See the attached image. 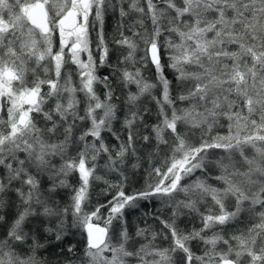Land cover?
I'll return each instance as SVG.
<instances>
[{
    "label": "snow or ice",
    "instance_id": "snow-or-ice-1",
    "mask_svg": "<svg viewBox=\"0 0 264 264\" xmlns=\"http://www.w3.org/2000/svg\"><path fill=\"white\" fill-rule=\"evenodd\" d=\"M73 230L64 264H264V0H0V264H51Z\"/></svg>",
    "mask_w": 264,
    "mask_h": 264
},
{
    "label": "rangeland",
    "instance_id": "rangeland-1",
    "mask_svg": "<svg viewBox=\"0 0 264 264\" xmlns=\"http://www.w3.org/2000/svg\"><path fill=\"white\" fill-rule=\"evenodd\" d=\"M53 42H54V50L56 48H58L59 46V36H58V33L56 35L53 36ZM92 49H93V56L94 57H98V53L96 52L95 50V46L92 45ZM85 58H86V54H82ZM115 63H113L114 65ZM100 70L101 68H98V75H107V74H99L100 73ZM110 71V69L108 68V72ZM47 89L45 88V91ZM102 91V89H101ZM148 107L152 110L153 114H155L154 110H156L155 108V104L154 103H151L148 105ZM146 120H148L149 122H152L153 121V118L152 117H148L146 116L145 117ZM117 127H120L119 125H117ZM116 143V142H115ZM216 153V152H215ZM216 154H219V153H216ZM210 157L211 158H215V155L213 153L210 154ZM157 162H160V161H157ZM144 167H147V165H145ZM130 174H131V170H129ZM136 173V172H135ZM127 174V173H126ZM197 176L200 175L199 172L196 173ZM136 177V178H135ZM139 176H136L135 174L133 175V177L131 179L128 180L127 182V186L125 187V192H126V189L128 188L129 189V186L133 184V186H136L137 185V178ZM130 178V176H129ZM107 179L111 180V181H115V177L113 176L112 178L110 177H107ZM72 182L75 183L76 182V179L75 177L72 178ZM134 180V181H133ZM132 181V182H131ZM129 182H130V185H129ZM185 182V181H182V183ZM211 182V181H210ZM129 185V186H128ZM105 186L100 183V184H93V186L91 187L90 189V202L89 204L86 206V211H91L92 208L94 206H96L97 204V200L99 199L100 197V193L102 192L101 190L104 188ZM115 194V190L112 189V190H109V194L107 196H109L108 198H111V195H114ZM179 198H182L179 197ZM139 203V207L136 209V213L133 215L134 216V220H131L132 224H134V221H136V217H138L139 215L142 214L143 210L146 208V213H147V208H149L152 212V214L154 215H159L161 212H165L166 213V208L164 207L163 203L161 202V199L159 197H154L152 198L151 200L149 201H140L138 202ZM208 203L210 204L211 201L209 200ZM131 210L133 209H126L125 210V215H127L128 213L131 212ZM229 210H231V207L229 206ZM102 212H104V210H102ZM136 216V217H135ZM142 216V215H141ZM192 218H189V217H184V222H182V220L180 219L179 221V224H180V227L181 228H191L192 226H190L189 222L191 221ZM140 221L139 217H138V222ZM152 223V222H151ZM133 227H135V225H132ZM243 225H239V228L240 229H243ZM227 230V229H225ZM232 230V229H230ZM77 234L74 235V237L77 239L76 240V243H74L73 245H75V251H76V254H80L82 252V249L84 247V242H81V238L84 240V238L81 236V234L76 231ZM225 234V232H224ZM233 234H236L233 232ZM226 236H228L229 234H225ZM232 235V234H230ZM48 243L50 245L52 244H55V241L54 240H51V241H48ZM65 245V243L61 242L60 246L58 247H49L47 251H43L41 253V255L48 261H51V264H56V262L59 260L60 261V264H64V261L69 259L72 254L68 253L67 252V247L66 246H63ZM219 247L223 248V245H220ZM66 248V249H65ZM77 248V249H76ZM193 248V251L196 253V254H200L202 251H197L194 249V247L192 246ZM55 252V259L52 260L50 255H51V252Z\"/></svg>",
    "mask_w": 264,
    "mask_h": 264
},
{
    "label": "trees",
    "instance_id": "trees-1",
    "mask_svg": "<svg viewBox=\"0 0 264 264\" xmlns=\"http://www.w3.org/2000/svg\"><path fill=\"white\" fill-rule=\"evenodd\" d=\"M105 37L106 39L109 41V48H110V53H109V57H110V63H115V57L116 55L118 54V50L115 49L112 44H111V38L114 34V28H115V17H106L105 19ZM91 39H92V45L95 46V32H92L91 33ZM143 55V52H138L137 53V59H139L141 56ZM165 63V75L168 76L169 79L172 78V75H171V69L167 68L166 66V63H167V60H166V55L164 57V60L162 61ZM142 72H143V75L149 80V81H152L154 82L155 81V78H156V72H155V69H154V66L151 65L150 63L147 64L146 67L142 68ZM99 74H108V68L107 67H102L101 70H100V73ZM133 91H135V88L133 87ZM154 94L156 95H159V92H155ZM156 108V106H155ZM156 110H154L155 112ZM221 123H224V121H222ZM219 131H221V133H223L224 129H220ZM112 143H115V140H111ZM218 153V152H216ZM216 153H213L214 155H217ZM156 163L159 165L160 162H157ZM127 175L130 176L129 179H131L133 177V173L128 171L127 172ZM136 176H139L137 178V185L136 186H133L130 185V182H129V189L127 188L126 189V193H132L134 191H137V190H140L143 188L144 184H145V181L147 179L146 177V174L145 172L143 171V169H140V170H137L136 173H135ZM110 178H112L113 176H109ZM107 178V177H106ZM136 178V177H135ZM73 181V180H72ZM134 181V180H133ZM132 182V181H131ZM109 196L107 195H104L102 192L100 193V197L99 199L96 201L97 204L98 203H104L107 199H110L108 198ZM96 204V205H97ZM203 206L201 207V211H203ZM136 209H133L131 210L130 213H128L126 215V217L128 218V220L130 221V224L131 225H139L141 227H143L144 225L141 223L142 219H144V217H142L141 215H139V219L140 221L138 222V217H136V221H134V224H132L131 220H134V214L136 213ZM142 213H146V208L143 210ZM147 213H152L151 210L149 208H147ZM182 222H184V218H181ZM152 222V223H151ZM148 223L152 224L154 228H156L157 230H159L161 228V225H159L158 223H154L151 219L148 220ZM190 226L192 227H196V228H199L200 227V223H199V220L197 218H192L191 221L189 222ZM244 227L243 229L246 227L245 224H242ZM133 227V226H132ZM227 230H224L225 234H233L236 233V230L234 227H228L226 228ZM232 229V230H230ZM77 232L75 230H73L68 236L65 237V239L62 241L63 243H65V245L63 246H66L68 248L69 245H73L74 243H76V238L74 237V235H76ZM81 242H84L85 241L81 238L80 240ZM56 243V242H55ZM194 247L195 250L197 251H202V246H198L197 244H193L192 245ZM66 249V248H65ZM77 249V248H76ZM51 259L54 260L55 259V252H51V255H50Z\"/></svg>",
    "mask_w": 264,
    "mask_h": 264
}]
</instances>
